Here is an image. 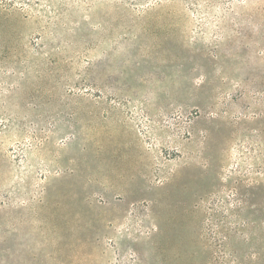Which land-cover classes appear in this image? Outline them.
<instances>
[{
    "label": "rangeland",
    "instance_id": "374dc122",
    "mask_svg": "<svg viewBox=\"0 0 264 264\" xmlns=\"http://www.w3.org/2000/svg\"><path fill=\"white\" fill-rule=\"evenodd\" d=\"M0 264H264V0H0Z\"/></svg>",
    "mask_w": 264,
    "mask_h": 264
}]
</instances>
